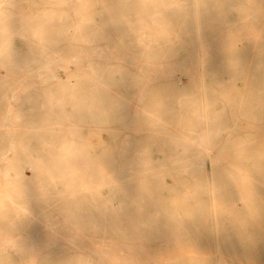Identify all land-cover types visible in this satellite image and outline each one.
Instances as JSON below:
<instances>
[{"label":"bare ground","instance_id":"1","mask_svg":"<svg viewBox=\"0 0 264 264\" xmlns=\"http://www.w3.org/2000/svg\"><path fill=\"white\" fill-rule=\"evenodd\" d=\"M19 1L22 0H0V27L7 4L10 38L15 46L21 45L26 27L39 26L43 18L55 11L48 0L41 2L46 6L30 10H22ZM192 3L188 19L177 34L171 62L155 76L141 80L136 77L135 67L121 65L119 71L111 72L89 64L93 94L100 101L94 119L101 131L126 133L138 116L136 109L145 95L158 89L169 96L176 109L175 131L170 132L165 124L159 132L167 137L177 168L191 174L190 158L196 155L203 161L206 173L213 175L214 162L230 158L228 174L235 182L244 176L264 184V0H192ZM80 19L87 24L94 23L96 18L85 8L80 11ZM166 27L163 14L157 10H145L137 17L136 30L141 42L151 39L154 30L166 33ZM182 73L188 75L186 84L178 76ZM109 79L119 82L111 94L114 104L111 110L103 106ZM9 98L15 99L14 92L9 93ZM2 105L0 79V108ZM14 147L9 145L10 149ZM92 186L94 192L76 201L58 196L51 214L43 209H29L22 222L9 227L10 233L24 234L8 238L0 250L9 243L20 252L39 245L44 248L41 253L57 262L63 261L62 264L78 261L117 264L116 259L106 255L116 251V255L125 254L128 264L138 255H141L138 262L141 259L151 264L150 257L159 263L161 257L172 262L167 254L168 244L175 245L183 239L188 247L208 251L215 245L218 253L195 256L199 264H264V205L256 199V195L264 198V186H254L256 195L246 209L242 203L237 206L221 197L218 203L228 212L217 213L216 224L190 228L183 235L180 229L169 227L154 214L142 195L122 189L106 190L103 182ZM242 210L247 212L244 217L240 215ZM2 224L0 212V227ZM61 228L73 233L63 234ZM49 230L55 236H49ZM46 231L49 234H43ZM84 237L90 242L85 245L98 243L102 249L84 248L82 243L87 242L81 241Z\"/></svg>","mask_w":264,"mask_h":264},{"label":"clouds","instance_id":"2","mask_svg":"<svg viewBox=\"0 0 264 264\" xmlns=\"http://www.w3.org/2000/svg\"><path fill=\"white\" fill-rule=\"evenodd\" d=\"M40 6L46 5L24 7L30 10ZM193 6L192 0H87L83 4L72 0V7L80 11L86 8L96 18L87 26L94 33L93 42L76 62L73 58L81 55L82 45L66 32L49 31L41 46L32 25L23 30L21 45L15 46L10 38L9 6L4 5L0 27V234L5 243L10 225L22 222L29 209H43L49 214L55 209L65 188L58 177L66 144L79 152L76 167L87 182H103L106 190L142 195L150 210L169 227L180 229L182 235L190 228L218 222L217 213L211 211L213 197L201 191L204 186L222 187L215 197L217 202L222 197L237 206L242 203L245 209L250 206L242 193L250 192L253 201L254 186L264 184L254 177L247 178L246 183L235 182L228 174L230 158L214 162L213 175L206 173L196 155L190 158L191 174L176 167L167 137L153 130L148 119L149 113L159 111L169 131H175V106L160 90L154 88L145 95L126 133L101 131L94 119L100 101L93 94L89 64L111 72L119 71L121 65L135 67L141 80L155 76L171 62L177 34ZM145 10L161 12L167 27L166 34L154 30L151 39L141 42L136 23ZM118 83L109 79L103 105L107 110L114 108L111 94ZM12 92L14 100L9 98ZM10 144L15 147L10 149ZM256 199L264 205V198L256 195ZM240 215L244 217L247 212L242 210ZM175 247L182 257L175 264H199L183 239L175 242ZM4 254V264H11L7 247ZM15 264L30 262L18 258ZM160 264L172 262L161 258Z\"/></svg>","mask_w":264,"mask_h":264},{"label":"snow or ice","instance_id":"3","mask_svg":"<svg viewBox=\"0 0 264 264\" xmlns=\"http://www.w3.org/2000/svg\"><path fill=\"white\" fill-rule=\"evenodd\" d=\"M81 4L85 3L80 0ZM49 7L55 9L53 15L43 18L39 26H36V35L39 43L43 46L46 43V35L49 31L56 30L66 32L75 41L82 45L81 55L74 57V61L80 62L87 48L92 44L94 33L88 31V25L92 24L89 21L87 24L80 19V11L72 7V0H48ZM166 34V33H165ZM147 55V53H146ZM148 119L151 127L155 131H160L164 128L165 122L159 111L148 114ZM63 168L60 171L58 179L65 184L64 191L60 194L68 201H76L84 194L94 192L95 189L91 183L87 182L84 176L76 167L77 162L81 159L79 152L73 147L65 145L63 148ZM147 163V162H146ZM237 171H239L237 169ZM55 182V179L53 180ZM241 183H246L247 178L240 177ZM113 187H116L113 184ZM202 192L208 193L213 197L211 211L213 213L226 214L228 210L217 202L215 197L222 191L221 186L207 185L201 189ZM195 196V194H193ZM242 198L245 203L251 205L252 195L250 192H243ZM77 264H84L83 261H78Z\"/></svg>","mask_w":264,"mask_h":264},{"label":"rangeland","instance_id":"4","mask_svg":"<svg viewBox=\"0 0 264 264\" xmlns=\"http://www.w3.org/2000/svg\"><path fill=\"white\" fill-rule=\"evenodd\" d=\"M44 0H22V1H19V5H20V8L22 9V10H28V9H26L24 6L25 5H29V4H41V2H43ZM18 2V1H17ZM16 2V3H17ZM78 2H80V1H78ZM179 77H180V80H181V83L182 84H186V83H188V75L187 74H184V73H182V74H179L178 75ZM186 79V80H185ZM2 108H3V105L1 106V108H0V110H2ZM0 113L2 114V111H0ZM35 224H40V222H35ZM51 230H49V232H50ZM61 231H63V234L64 233H66V232H68V229L66 228V229H63L62 230V228H61ZM71 233H73V231L72 230H69ZM49 232L48 231H46V232H43V234H49ZM70 232H68V234H70ZM19 234H24L23 233V231H21V232H12V233H10L9 232V234H8V238H10V237H12L13 238V236H15V235H18L19 236ZM38 234H42V233H38ZM51 234V235H50ZM49 234V236H55V234H54V231H51V233ZM56 234H57V232H56ZM71 235V234H70ZM12 238H10V239H12ZM86 241L87 240V238L86 237H84V238H82L81 239V241L83 242V241ZM11 241V240H10ZM59 241V240H58ZM60 242V241H59ZM96 242V241H95ZM84 243H90V242H88V240H87V242H83L82 244H84ZM13 245H15V247H17V248H20V246H18L16 243H12ZM92 244H94L93 242L90 244V245H92ZM4 245V239H3V236H2V234H0V247L1 246H3ZM87 246V244L85 245H83V247L84 248H90V249H92V250H98L99 248H100V246L101 245H99L98 243L97 244H95V245H92L93 246V248H91L92 246ZM99 245V246H98ZM95 246H96V248H95ZM215 246V245H214ZM214 246H212L211 247V250L212 251H208L209 249H207V250H205V249H203V248H201V247H189L190 249H191V251L193 252V255L194 256H200V255H202V254H210V255H214V253L216 254V253H218L217 252V250L215 249V248H213ZM5 247H7V249H8V255H7V259L11 262V264H15V261L18 259V258H24L25 260H27V261H29L30 262V264H62L63 263V261L62 262H60V261H56V260H52V259H50L49 258V256H47V254H44V253H41V251H42V249H44L43 247H41V246H39V245H36V246H34V247H36V248H34V247H32V250H27V251H22V252H20L18 249L16 250V248L14 249V246H12L10 243L9 244H7V246H5ZM5 247H4V249H5ZM99 247V248H98ZM213 248V249H212ZM4 249L3 250H0V255H2L1 257H0V259H2V260H0V264H3L4 263ZM102 249V247L98 250V251H100ZM3 253V254H2ZM111 253V254H110ZM107 252L106 253V255L109 257V259H116L117 260V264H125V263H129L130 261L125 257L124 258V256H125V254L124 253H122V255L123 256H121L120 254H121V252H119L117 255H116V251L114 252V251H111V252ZM115 254V255H114ZM167 254L170 256L169 257V259L173 262V261H177L178 259H180V258H182V257H179L178 256V249H176V247H175V245L173 244V243H169L168 244V248H167ZM138 256H141V255H138ZM137 256V258L135 259V261L132 263V264H135V263H138V264H145L146 262L144 261V262H142L143 260H141L140 259V262H138L139 261V257ZM129 258V257H128ZM162 258V257H161ZM41 259H43V260H41ZM149 260H150V262H151V264H160L159 262H158V260H156V259H154L153 257H150L149 258ZM156 260V261H155Z\"/></svg>","mask_w":264,"mask_h":264}]
</instances>
